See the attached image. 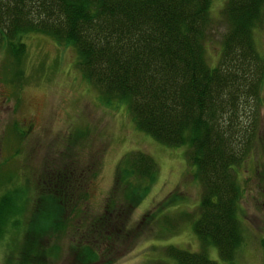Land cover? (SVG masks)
Instances as JSON below:
<instances>
[{"label":"trees","instance_id":"obj_1","mask_svg":"<svg viewBox=\"0 0 264 264\" xmlns=\"http://www.w3.org/2000/svg\"><path fill=\"white\" fill-rule=\"evenodd\" d=\"M224 1L221 11L227 26L222 49L210 63L202 44L210 0H0L1 49L19 56L26 48L22 38L28 32L50 34L74 48L77 68L103 98L126 103L136 128L164 144L186 145V157L202 189L192 227L202 247L188 250L166 245L164 253L173 263L161 264H217L206 251L209 244L216 245L223 261H232L234 248L242 240L235 165L257 139L264 61L253 41V28L261 22L264 0ZM248 108L249 114L243 116ZM117 162L114 189L125 187L127 203L138 204L156 177L157 163L140 149H128ZM71 173L68 167L65 174L58 170L48 176L35 195L33 208L40 207L41 230L49 227L53 234L71 225L72 233L79 229L81 235L83 227L69 219L76 206H67L68 201L60 206L66 188L57 181H72ZM8 199L6 192L0 197V236L6 217L18 211L14 200ZM63 208H68V217ZM122 215L101 212L89 221L91 231L85 235L90 238L75 232L71 243L75 256L85 263L97 260L102 237L115 239L116 244L129 241L132 235H125L124 226L118 225ZM29 238L37 245L36 239ZM262 241L264 246V237ZM38 249L44 255L49 252L46 247ZM18 250L12 264H46L42 256L35 262L21 254V247Z\"/></svg>","mask_w":264,"mask_h":264},{"label":"rangeland","instance_id":"obj_2","mask_svg":"<svg viewBox=\"0 0 264 264\" xmlns=\"http://www.w3.org/2000/svg\"><path fill=\"white\" fill-rule=\"evenodd\" d=\"M210 2L202 44L211 63L219 58L227 22L221 11L225 1ZM262 10L261 22L253 28V41L264 61V6ZM22 39L26 48L19 56L0 48V197L6 192L18 210L8 215L2 226L0 264H12L20 247L24 257L39 262L42 256L46 264L173 263V258L164 253L166 245L200 249L201 241L192 227L199 214L202 189L195 179L193 163L186 157V145L164 144L136 128L126 103L103 98L95 85L85 80L71 45L42 32L30 31ZM261 82L257 139L235 165L242 240L234 248L233 263L223 261L216 245L209 244L206 251L217 264H264V78ZM248 110L241 114L248 115ZM128 149L150 153L157 163L156 177L133 206L127 203L126 188L115 190L113 183L117 161ZM68 167L72 181H57L66 188L61 192L64 201L58 203L64 207L68 201L67 206H76L77 211L69 212V219L86 229L80 230L81 235L79 229L75 232L84 236L91 231L89 221L106 212L127 215H122L118 225L124 226L125 235H132L122 244L99 238L101 254L86 263L71 247L75 240L71 225L53 234L49 227L41 230L37 220L40 207L37 211L33 208L35 195L48 178L58 170L65 174ZM63 209L68 217V208ZM29 236L37 245H32ZM40 247L49 248V252L42 254ZM124 247L126 252L111 260Z\"/></svg>","mask_w":264,"mask_h":264}]
</instances>
